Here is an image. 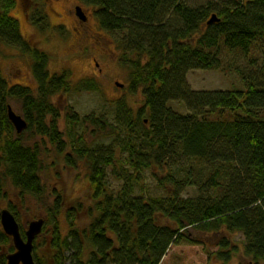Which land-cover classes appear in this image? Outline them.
<instances>
[{"label":"trees","instance_id":"1","mask_svg":"<svg viewBox=\"0 0 264 264\" xmlns=\"http://www.w3.org/2000/svg\"><path fill=\"white\" fill-rule=\"evenodd\" d=\"M80 1L94 8L100 28L114 36L128 70V92L141 91L143 98L135 106L125 97L114 99L111 118L68 113L72 136L65 138L53 96L98 90L100 84L92 77L74 83L69 69L51 73L49 53L24 37L11 14L16 0H0V44L31 58L37 84H12L0 65V206L8 201V187L23 200L45 198L36 263L160 264L173 244H206L205 236L217 247L208 251L212 261L227 264L241 251L249 264H264V0H207L198 6L185 0ZM46 10L28 12L35 26L49 25ZM213 15L217 19L209 22ZM191 69L230 71L243 86L194 89L187 79ZM10 99L28 123L21 133L8 116ZM89 124L94 137L112 141L93 147L76 137L78 126ZM48 143L69 166L87 169L93 203L83 226L76 224L82 203L67 207L63 195L48 192L43 182ZM148 171L164 195L142 188ZM238 233L242 248L234 240ZM14 250L0 226V264Z\"/></svg>","mask_w":264,"mask_h":264},{"label":"rangeland","instance_id":"2","mask_svg":"<svg viewBox=\"0 0 264 264\" xmlns=\"http://www.w3.org/2000/svg\"><path fill=\"white\" fill-rule=\"evenodd\" d=\"M185 1L191 6H198L207 0ZM34 5V1L31 0H16L11 14L18 19L24 37L38 48L49 53L50 72L58 73L63 69H69L71 80L74 83L81 78L92 77L100 84L98 90L74 88L69 92H62L53 96L52 101L60 110L59 128L64 132L65 138H68V135L72 136L66 119L68 113L77 112L79 116H84L94 112L111 118L115 108L114 99L125 97L133 106L137 103L140 104L143 98L142 92L139 91L137 94L128 92L129 74L126 67H123L119 61L120 49L114 36L100 28L92 6L82 3L80 0H45L49 25L41 28L35 26L31 20L34 15L28 14L35 7ZM39 5L42 6V9L44 8L43 5ZM76 5L83 6V11L88 16L85 22L75 14ZM0 65L12 84L22 83L33 87L37 86L32 75L31 58L23 55L18 49L0 44ZM187 79L194 89H229L243 86L241 78L236 73L221 69H191L187 74ZM117 81L123 83L124 86L117 85ZM76 86L78 87V84ZM10 103L17 113L22 114L20 105L16 100L10 99ZM170 104L180 111H186L182 103L171 101ZM213 116L224 117L219 114ZM91 128L90 124L79 125L76 137L82 135L86 143L93 147L107 145L112 141L111 136L94 137L90 132ZM48 147L50 149L49 154L47 157H43V182L46 184L48 192L56 189L63 195L67 207L74 206L75 202L82 203L83 209L78 215L76 224L83 226L88 221L85 210L93 203L87 169L82 164L75 168L69 166L63 156L57 154L50 143H48ZM67 151L70 150L67 149ZM159 170L155 169V171ZM157 174L160 176V171ZM111 180V184L118 187L120 182L112 178ZM142 188L146 193L152 195L165 194L162 186L158 184L157 178L153 177L149 171L146 172ZM142 188H137V193H143ZM8 189V201L5 200L1 204L0 210L3 208L10 209L9 204H12L17 211L15 216L21 231L27 229L28 223L32 219L43 217L46 221L45 198L23 200L17 191L10 187ZM194 193V190H189V194ZM158 220L162 223L167 222L164 217H159ZM60 223L65 235L68 231L65 212L60 215ZM0 226L2 227L1 222ZM193 232L199 235L195 230ZM242 239L241 233L234 236L235 242L241 248ZM203 240L206 244L187 242L173 244L160 264H222L220 261H212L209 257L208 251L215 250L217 247L211 244L207 237L203 236ZM227 264H249V262L240 251Z\"/></svg>","mask_w":264,"mask_h":264},{"label":"water","instance_id":"3","mask_svg":"<svg viewBox=\"0 0 264 264\" xmlns=\"http://www.w3.org/2000/svg\"><path fill=\"white\" fill-rule=\"evenodd\" d=\"M77 14L80 18H83L82 9L79 6L77 8ZM216 16L213 15L209 22L216 20ZM119 86H124L121 82H116ZM9 119L14 124L16 131L21 133L27 126V120L19 113H17L12 105L8 106ZM0 222L2 228L6 234L12 237L15 250L6 255L8 264H37L33 255L34 241L36 237L43 231L45 219L38 217L32 219L28 223V227L25 230L24 236L21 232L20 224L15 214L8 208H3L0 211Z\"/></svg>","mask_w":264,"mask_h":264},{"label":"flooded vegetation","instance_id":"4","mask_svg":"<svg viewBox=\"0 0 264 264\" xmlns=\"http://www.w3.org/2000/svg\"><path fill=\"white\" fill-rule=\"evenodd\" d=\"M31 1H34V3H35V8L36 9H38V8H41L42 6H39V4H41V5H43L44 6V10H45V0H41V1H39V0H31ZM80 5H76L75 6V9H76V12H75V14L78 16V14H77V8L79 7ZM81 7V9H82V14H83V18H80L79 16V18L83 21V22H85L87 19H88V16L84 13V11H83V6H80Z\"/></svg>","mask_w":264,"mask_h":264}]
</instances>
